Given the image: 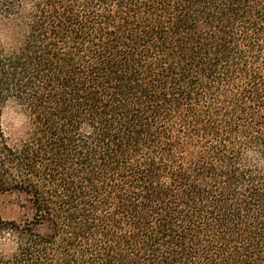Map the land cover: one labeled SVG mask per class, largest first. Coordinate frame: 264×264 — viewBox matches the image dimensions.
<instances>
[{"label": "trees", "instance_id": "trees-1", "mask_svg": "<svg viewBox=\"0 0 264 264\" xmlns=\"http://www.w3.org/2000/svg\"><path fill=\"white\" fill-rule=\"evenodd\" d=\"M10 264H264V0H0ZM9 260L4 264H9Z\"/></svg>", "mask_w": 264, "mask_h": 264}, {"label": "rangeland", "instance_id": "rangeland-1", "mask_svg": "<svg viewBox=\"0 0 264 264\" xmlns=\"http://www.w3.org/2000/svg\"><path fill=\"white\" fill-rule=\"evenodd\" d=\"M16 35L14 27L9 21L0 18V45L8 47L14 44ZM0 126L9 145H14L24 140L29 135L30 122L27 115L14 101L9 100L1 108ZM15 193L0 194V221H17L20 218H28L31 211L28 207L20 208ZM17 254L15 238L10 231L0 234V264L12 261ZM9 262L12 263V262Z\"/></svg>", "mask_w": 264, "mask_h": 264}]
</instances>
